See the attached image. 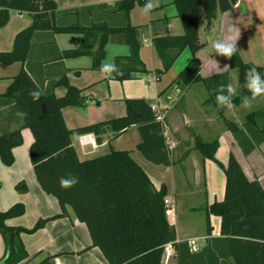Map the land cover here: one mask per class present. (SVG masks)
<instances>
[{"label": "trees", "instance_id": "1", "mask_svg": "<svg viewBox=\"0 0 264 264\" xmlns=\"http://www.w3.org/2000/svg\"><path fill=\"white\" fill-rule=\"evenodd\" d=\"M235 2L172 0L184 31L180 35L154 39L155 49L162 59V68L156 69L155 73L160 75L168 70L176 57L189 48L192 56L171 84L182 89L189 84L203 82L213 90V86H210L212 79L200 76L199 64L194 57L201 47L198 42V8H204L205 17L210 21L217 6L221 11H227ZM135 3L143 4L145 0H120L113 5L123 12L126 24L112 27L105 23H60L56 18L58 14L67 15L70 10L61 13L53 0H0V27L7 23L11 9L32 14L31 25L16 35L12 50L0 52V62H24L33 33L45 28L54 33L82 34L78 47L60 51V58L88 55L92 60V68L97 69L105 57L109 35L120 32L125 35L130 54L115 59L114 63L120 71L113 73L114 78L123 81L130 79L134 73L147 72L139 57L138 27L130 25L127 20L129 10ZM94 31L99 37L95 49H92L87 41ZM230 65L237 69L240 94L233 98V103L239 104L242 98L251 95L243 87L245 72L257 68L264 75V67L242 62L237 53L230 58ZM219 84L226 85V82ZM57 85L66 89L61 97L53 93ZM36 87L43 95L33 101L29 91ZM0 97L5 103H13L19 113H27L20 117L22 126L29 128L33 136L29 146L33 172L41 189L54 197L59 205L58 213L38 218L30 228L7 224L8 219L24 213L22 203H14L0 211V234L5 246L0 264H24L28 253L21 234L33 233L50 220L68 216L66 206H70L76 219L86 225L90 237L89 247H98L109 264H161L164 246L169 242L175 251L176 264H221L230 255L233 256L234 264H246L245 258L264 264V187L257 179H248L232 152L228 154L225 164L215 158L219 145L217 138L204 140L195 136L194 148L202 158L213 159L225 175L222 199L206 203L201 208L205 214L207 234L212 230L209 216L216 215L220 219V235L208 237L200 251H192L187 240L175 241V228L166 216V186L161 185L156 189L128 150H110L80 160L71 142L72 136L89 133L94 134L98 142L108 130L112 131V137H116L128 127L136 125L140 135L137 151L150 163L168 165L170 156L164 123L157 118V111L151 108L147 99L127 98L124 115L69 129L61 109L64 106L83 107L85 101L80 90L69 84L65 75L45 88L33 78L27 67H22ZM217 110L224 127L231 132L244 155L264 141V107L246 113L242 125L226 119L223 116L224 109ZM22 141L21 127L0 134V160L4 165L13 164L12 149ZM69 175L78 177L79 182L71 188H61L60 178ZM15 188L19 192L27 190L24 181L16 183ZM243 253L250 256L244 257Z\"/></svg>", "mask_w": 264, "mask_h": 264}, {"label": "crops", "instance_id": "2", "mask_svg": "<svg viewBox=\"0 0 264 264\" xmlns=\"http://www.w3.org/2000/svg\"><path fill=\"white\" fill-rule=\"evenodd\" d=\"M57 10H70L67 15L58 14L60 23L75 21L82 25L105 23L112 27L126 24L123 12L113 5L120 0H53ZM146 3V0H145ZM145 3H135L129 10L128 23L138 27L140 43L139 57L147 72L134 73L130 79L119 81L113 74L106 77L100 67L92 68V60L88 55L74 58H60V51L78 47L83 35L80 33H54L51 29H38L32 35L27 59L11 64L0 62V94H2L12 78L20 69L28 68L33 78L47 88L53 81L65 75L69 84L80 90L85 101L83 107L64 106L61 113L65 125L69 129L85 126L94 122L120 117L125 114L124 100L127 98H145L154 106L164 123V135L169 148L170 163L157 165L150 163L142 155L136 153V145L140 141L136 125L128 127L116 137L112 131L103 133L96 146L75 144L71 142L80 160L91 158L110 150H128L130 156L143 168L156 189L161 185L167 188L166 198L172 203L173 211L167 216L168 222L174 226L176 240L193 239L200 251L208 237L219 236L220 219L216 215L209 216L211 233L206 232V220L188 215L189 210H183L184 205L176 202V193H191L192 190L202 191V206L223 197L225 175L221 167L213 159L202 158L194 148V137L202 139L217 138L219 145L215 158L225 164L228 154L232 152L241 165L248 179H257L264 187V141L249 154L244 155L233 135L224 127L223 119L218 114L215 105L219 83H231L237 88V69L230 65V59L213 53L211 39L221 38L229 25L234 24L240 29V39L237 42V54L244 63L264 67V0H236L227 11H221L217 6L213 18L207 21L204 8H198V42L201 47L194 53L199 64V74L211 81L210 86L200 82L209 94L208 103H213L215 112L208 111L206 103L196 101L190 96L191 85L178 88L171 84L178 72L184 68L192 53L185 48L174 60L171 67L157 75L156 69L162 68V59L154 46V39L165 36H175L183 33V25L176 14L172 0H159V7L151 13V19L142 15ZM87 8H90L88 10ZM54 20V16L52 21ZM32 23V14L26 11L11 9L7 23L0 27V52L11 51L16 35ZM99 35L92 33L88 37L92 49L97 45ZM130 54L129 45L123 33L109 35L105 45V57L102 63L114 62L117 57ZM101 63V64H102ZM211 89V90H210ZM190 91V92H189ZM213 91V94L212 92ZM64 86L57 85L53 93L57 97L65 94ZM251 95L249 96V98ZM98 99L97 107H93L89 99ZM234 98V97H233ZM234 104L231 109H224L223 116L235 121L238 125L244 122L246 113L264 107V97L252 101L251 108ZM93 103V102H92ZM110 106L115 108L109 112ZM19 111L13 103H5L0 97V134L21 127L22 143L12 149L14 161L10 166L0 160V211L20 202L25 211L22 215L10 218V226L32 227L40 217H47L59 212L56 199L46 194L39 186L32 164L29 159V146L33 136L29 128L22 126ZM115 115V116H113ZM113 116V117H111ZM82 135V134H81ZM128 136V137H127ZM122 138L127 140L122 141ZM127 143L120 146L121 143ZM142 156V157H141ZM190 178L193 181H190ZM24 181L27 190L19 192L15 185ZM201 206V208H202ZM68 216L48 221L43 227L33 233H22L21 240L28 253L24 264H109L98 247H89L90 237L87 227L79 222L70 206H66ZM195 211V206L190 208ZM172 247L171 243L165 244ZM173 248V247H172ZM5 246L0 234V257ZM244 257L250 256L243 253ZM246 264H257L245 258ZM174 249L168 257H162L161 264H176ZM233 256L221 264H234Z\"/></svg>", "mask_w": 264, "mask_h": 264}, {"label": "clouds", "instance_id": "3", "mask_svg": "<svg viewBox=\"0 0 264 264\" xmlns=\"http://www.w3.org/2000/svg\"><path fill=\"white\" fill-rule=\"evenodd\" d=\"M159 7V0H146L142 9V15L151 19V13ZM240 39V29L234 24L227 27L225 34L219 39H211L210 46L213 53L225 58H231L237 53V42ZM100 71L106 77H110L113 73H119V68L114 62H105L101 64ZM243 87L251 93V97L245 96L242 106L251 108L252 101L257 98L264 97V75L257 71V68H250L245 72ZM237 94V88L231 83L220 85L216 93V105L218 109H231L233 107L232 100ZM43 95L38 87L29 91V96L33 101H37ZM18 115L26 116L27 113H18ZM89 136L94 134H87ZM79 182L78 177L67 176L61 177L59 180L60 187L68 189L75 186Z\"/></svg>", "mask_w": 264, "mask_h": 264}, {"label": "rangeland", "instance_id": "4", "mask_svg": "<svg viewBox=\"0 0 264 264\" xmlns=\"http://www.w3.org/2000/svg\"><path fill=\"white\" fill-rule=\"evenodd\" d=\"M193 89V90H192ZM192 90V91H191ZM190 91H191V93H190V96L193 98V96L195 97V99H196V101H199V102H203V103H206L207 104V109H208V111L209 112H211V111H213V112H215V107H214V104L213 103H208V98H209V94L206 92V90H204V87H203V85L200 83V82H195V83H193L192 85H191V88H190ZM189 91V92H190ZM90 102V104H92V106L93 107H97L98 105H97V102H98V99H96V98H94V99H89L88 100V103ZM93 102V103H92ZM124 104H125V100H124ZM247 108V107H246ZM125 110H126V106H124V110H123V112H125ZM211 110V111H210ZM109 112H114L115 111V108L114 107H112V106H110V108H109V110H108ZM113 116H115V115H113ZM113 116H111V117H113ZM128 137V136H127ZM206 140H208V139H210V137H207V138H205ZM124 140H127V138H122V141H124ZM212 140V139H211ZM74 142H75V144L76 145H78V136H76L75 138H74ZM125 144H127V143H121V144H119L120 146H124ZM136 153H138V155H141L138 151H136ZM142 157V156H141ZM142 159H144V157H142ZM220 167V166H219ZM222 169V168H221ZM223 171V170H222ZM190 181L192 182L193 181V179L192 178H190ZM191 193H194V194H187L186 192H183V194H181V193H176L175 195H174V198H175V200H176V202L177 203H179L180 205H184L185 207H182L183 208V210H189V212H188V215H196V218H198V219H200V220H202V219H204V217H203V211H202V209H201V204H202V191H200V192H198V189H196V190H192L191 189V191H190ZM165 199L168 201V205H166V206H169V212L168 213H166V216H168L169 215V213L171 212V211H173V205H172V203L165 197ZM196 207V208H198L197 210H195V211H193V210H191L190 208H192V207ZM76 218V217H75ZM165 248H168L169 249V251H171V250H173V248L171 247L170 248V246L169 245H166V246H164V249ZM163 253H165V250H164V252Z\"/></svg>", "mask_w": 264, "mask_h": 264}, {"label": "built area", "instance_id": "5", "mask_svg": "<svg viewBox=\"0 0 264 264\" xmlns=\"http://www.w3.org/2000/svg\"><path fill=\"white\" fill-rule=\"evenodd\" d=\"M151 108H152L154 111H157L156 108H155L154 106H151ZM157 113H158V112H157ZM157 115H158L157 118L162 120L160 114L158 113ZM78 141H79V143H80L81 145H87V144H89V145H91V146H96V142H95V137H94V135H91V136H89V135H87V134L79 135V136H78ZM164 203H165L166 205H168V201H167L166 199H164ZM168 212H169V206H166V213H168ZM187 242H188V244H189V246H190L191 249H197V245L195 244V242H194L193 239H191V240H187ZM164 250H165V253H163V256L165 255V257H168L169 254H170L169 249H168V248H165Z\"/></svg>", "mask_w": 264, "mask_h": 264}]
</instances>
